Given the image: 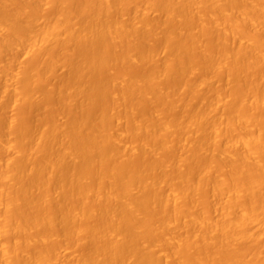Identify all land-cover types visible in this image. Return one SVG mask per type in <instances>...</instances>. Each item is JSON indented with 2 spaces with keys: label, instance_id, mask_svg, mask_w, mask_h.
Wrapping results in <instances>:
<instances>
[{
  "label": "bare ground",
  "instance_id": "bare-ground-1",
  "mask_svg": "<svg viewBox=\"0 0 264 264\" xmlns=\"http://www.w3.org/2000/svg\"><path fill=\"white\" fill-rule=\"evenodd\" d=\"M25 1L0 110L63 119L0 116V264H264V0Z\"/></svg>",
  "mask_w": 264,
  "mask_h": 264
},
{
  "label": "rangeland",
  "instance_id": "rangeland-1",
  "mask_svg": "<svg viewBox=\"0 0 264 264\" xmlns=\"http://www.w3.org/2000/svg\"><path fill=\"white\" fill-rule=\"evenodd\" d=\"M27 1L29 2V1H33V0H27ZM27 1H25L23 4L27 3ZM38 1H39V0H38ZM38 1H37V3H39V5H38V7H39V6L41 5V3L38 2ZM40 1H41V0H40ZM82 1H84V0H80V1H79L80 3H79V2L77 3V0H76V5L79 4V6H80L81 3H82ZM20 2H22V1H20ZM20 2H19V1H18V3L16 2V3H17V6L24 7V6L26 5V4H25L24 6H23V5H19ZM34 2H36V0H35ZM41 2H42V1H41ZM45 2H46V1H43V2H42L43 4H42L41 6H45ZM48 2H49V1H48ZM50 2H51V0H50ZM29 3H30V2H29ZM34 4H35V3H34ZM31 5H32V3H30L29 6L31 7ZM36 5H37V4H36ZM49 5H50V4H49ZM49 5H47L48 7H47V6L45 7L46 10H47V12H48L49 9H51V8H50L51 5H50V6H49ZM27 6H28V4H27ZM32 6H33V5H32ZM25 8H26V11H27V7H25ZM33 8H35V7L33 6ZM45 8L42 7L43 10H42L40 7L38 8V10L40 9L41 11H44V14L41 13L42 15L40 16V14H39V16H38L39 18H40V17L42 18V19L40 18V20L38 21L39 23H40V21L42 22V20H44V17L46 18L45 21H46V20H47V21L49 20V19H48L49 17L43 16V15H45V14L47 13V12H45V11H46ZM36 9H37V8H36ZM29 10H30V9H29V7H28V11H29ZM31 10H32V9H31ZM31 10H30V12H32L34 9H33L32 11H31ZM38 10H37V12H38ZM40 10H39V11H40ZM28 11H27V12H28ZM51 11H52V10H51ZM53 11H54V10H53ZM53 11H52V12H53ZM30 12H28V14H29ZM33 12H34V11H33ZM35 13H36V12H35ZM38 13H40V12H38ZM53 13H54V12H53ZM53 13H50V15H51L50 18H52ZM124 13L127 14V11H125ZM26 14H27V13H26ZM28 14L26 15V17H28ZM31 14H32V13H31ZM31 14H29V17L31 16ZM33 14H34V13H33ZM47 14H48V13H47ZM54 14H56V11H55ZM126 14H123L122 17L125 18L124 15H126ZM34 15H35V14H34ZM57 15H58V14H56L55 16H57ZM120 15H121V14H120ZM48 16H49V15H48ZM53 16H54V15H53ZM31 17H33V15H32ZM34 17H35V18H34ZM34 17H33V18L36 19V16H34ZM53 18H55V17H53ZM53 18H52V20H53ZM151 18H152V16H151ZM37 20H38V19H37ZM50 20H51V19H50ZM37 25H39V24H37ZM39 27H40V25L38 26V28H39ZM34 28H35V27H34ZM34 28H33V29H34ZM38 28H37V29H38ZM37 29H35L34 31H36ZM0 38H1V37H0ZM0 40H1V39H0ZM150 40H151V39H150ZM150 42H151V41H149L148 43L150 44ZM152 42H153V41H152ZM152 42H151V43H152ZM147 47H148V46H147ZM40 52H41V51H40ZM159 52L161 53L162 50H159ZM17 53L19 54V55L17 54L18 57H17L16 55H14V56H16V57H14V56L11 55V54L8 55V53H1V55H2L3 57L0 55V67H1V68L3 67V69H1L0 71L5 70V69H8L9 67H7V66H11V67H12V71H15L14 69L16 68V66H20V63H21V62H22V64H24V62L27 63L28 60H25V59H28V58H27L26 56H24V55H21V54H23L22 52H20V53L17 52ZM38 53H39V52H38ZM42 53H43V50H42ZM14 54H16V53H14ZM161 54H162V53H161ZM20 55H21V58H20ZM36 55H38V54H36ZM40 55H42V54H40ZM40 55H38L37 57H40ZM68 55H69V54H68ZM68 55H67V53H66V57H67V58H68ZM158 55H160V54L158 53ZM162 55H163V54H162ZM22 56H24V57H22ZM43 56H44V53H43ZM63 56H65V54H64ZM4 57H6L7 59H10V60H11V57H14V60H15V62H16V65H15V62L12 63V62L9 61V60L7 61V59L4 58ZM158 57H160V56H158ZM15 58H17L18 61H16ZM19 58H20V59H19ZM23 58H25V59H23ZM42 58H44V57H42ZM61 58H62V57H61ZM67 58H66V59H67ZM156 58H157V57H156ZM160 58H162V59L164 60V57L161 56ZM39 59H41V57H40ZM157 59H159V58H157ZM157 59H155V60H157ZM12 60H13V58H12ZM19 60H20V61H19ZM35 60H36V59H35ZM64 60H65V58H64ZM163 60H162V61H163ZM159 61L162 62L161 60H158V61H157L158 64H159ZM19 62H20V63H19ZM39 62H41V61L39 60ZM39 62H36V63H35V61H34V63H35L36 65H38ZM153 62H154V61H153ZM3 63H4V64H3ZM17 63H18L19 65H18ZM32 63H33V62H32ZM34 63H33V64H34ZM8 64H9V65H8ZM22 64H21V65H22ZM160 64H161V63H160ZM2 65H4V66H2ZM5 65H7V66H5ZM152 65H153V66H154V65H157V63H156V62H155V64L152 63ZM34 66H35V65H34ZM129 66L133 67V65H129ZM148 66H149V68H150L151 64H150V65L148 64ZM148 66L146 67V65H144V67L147 68V69H145L144 67L141 66L142 69H139V70H140V71L142 70L141 72H143L144 70H147V71H148V70H149ZM5 67H7V68H5ZM59 67H60V68H59ZM125 67H127V66H125ZM125 67H124V66H123V67H120V66H119L118 68H120L121 71H122V68H123V71H124V68H125ZM131 67H127L128 70H131V71H133L134 73H135V72H138V71H134V68H135V70H136V68H137L138 66L135 65V66L133 67V69H130ZM56 68H57V69L59 68L58 71H60V72H54V73H52V74H49V75H52V76H49V75L47 76V80L45 79V81H44V82H46V84H47V82L50 81V82L47 84V86H48L50 83H52V82H53L52 85L54 84V82L57 84V83H58V81H57L58 78L56 79V77H64V78H65V75H66V73H67V72H65V68L62 67V65H58V66H56ZM62 68H64L63 71H61ZM127 68L125 69V71H127ZM139 68H140V67H139ZM143 68H144V70H143ZM152 68H153V67H152ZM10 69H11V68H10ZM10 69H8V70H10ZM116 69H117V68H115V70H116ZM137 69H138V68H137ZM150 69H151V68H150ZM120 70H119V72H120ZM10 71H11V70H10ZM54 71H56V69H55ZM131 71H130V72H131ZM116 72H117V71H116ZM127 72H129V71H127ZM55 73H56V74H55ZM62 73H63L64 75H63ZM125 73H126V72H125ZM61 74H62V75H61ZM119 74H121V73H119ZM53 75H59V76H56V77H55V76H53ZM49 77H50V78H53V77H54L53 79H54V80L56 79V80L51 82V80H53V79L50 80ZM48 79H49V80H48ZM1 80H3L2 77H1ZM1 80H0V83L2 82ZM3 81H4V80H3ZM64 82L66 83L67 81H64ZM3 83H4V82H2V84H3ZM62 83H63V80H62ZM65 83H64V84H65ZM67 83H68V82H67ZM56 84H54V86H55ZM66 85H68V84H65V86H66ZM1 86L3 87V85H1ZM1 86H0V88L3 89ZM48 87H49V86H48ZM50 87H51V84H50ZM1 89H0V92H1ZM32 90L34 91V92L32 91L33 94H35V93L37 92V91L35 92L34 88H33ZM32 92H30V94H32ZM0 94H1V93H0ZM6 94H7V93H6ZM2 95H3V94H2ZM2 95H1V96H2ZM4 95H5V94H4ZM4 95H3V96H4ZM8 96H9V94H7L5 97H8ZM10 97H11V96H10ZM8 98H9V97H8ZM8 98H6V99H8ZM64 98L66 99V98H69V97H68V96H65ZM71 98H72V97H71ZM75 98H76V97H73L72 99H75ZM48 99H49V98H48ZM50 99H51V97H50ZM50 99H49V100H50ZM76 99H77V98H76ZM77 100H78V99H77ZM51 101L55 102V100H52V99H51ZM75 101H76V100H75ZM49 103L51 104V102H49ZM52 104H53V103H52ZM148 104H149V103H147V106H148ZM23 105H25V104H23ZM23 105H22V106L20 105L21 107H20V106L17 107L18 105L14 106L15 109L12 108V107H9L8 109H9L10 111L7 109V107H6V110H3L4 112L1 111V110H2V109H1V110H0V114L2 113V114L0 115L1 118L4 117L3 115H5V117H4L5 119H6V116H7V117H8V116L11 117V115L13 116L12 113H14V114H16V115H20V114H21L20 116H21V117L24 116V118H25V119H21L22 122H23V125H24L25 122H26L27 124H28V122H29V124L32 125L31 122H33L34 120L37 122V120H36L37 118L40 119V118H42V117L44 116V118H42V119L45 120V121H40V124H41V126H42V124H46V123H47L46 125H48L49 122H51V124H52L53 122H57V121L59 120L58 117H60V116L62 115V113H61V115H60V113H59L60 111L56 112L57 110L54 109V108L42 107V109L40 108V110H39V108H38V112H37V110H36L37 108L31 106V104H30V105L27 104L28 106L26 105V107H24V108H23ZM147 106L145 105V107H147ZM148 107L151 108V109L148 110V111H151L152 109H153V110H154V109L156 110V107H154V105L152 106V105L150 104V106H148ZM10 108H11V109H10ZM34 108H35L36 111L34 110ZM43 108H44V109H43ZM45 108H46L47 110H50V109H51V110H50L51 113L48 112ZM147 109H148V108H146V110H147ZM7 110H8V111H7ZM16 110H17V111L20 110V114H17L18 112H16ZM32 110H33V111H32ZM53 110H54V111H53ZM69 110H70V109H69ZM155 110H154V111H155ZM178 110L180 111V109H178ZM178 110H174V111H172V112H168V113H164V114L166 115L167 118H169V116L171 117V115H168V114L172 113V115H173V112H174L175 115H173V116H176V114H177V117H178V116H180V115L183 114V112H179ZM67 111H68V109H67ZM157 111H158V108H157ZM176 111H178V112H176ZM181 111H182V110H181ZM7 112H8V113H7ZM15 112H16V113H15ZM55 112H56L57 114L59 113V115H56L57 118H56L55 115L53 114V113H55ZM61 112H63V111H61ZM64 112H65V111H64ZM70 112H71V111H70ZM70 112L68 111L67 113H70ZM158 112H159V111H158ZM56 113H55V114H56ZM180 113H182V114H180ZM24 114H25L27 117H26ZM50 114H51V115H50ZM65 114H66V112L63 113V115H65ZM151 114H153V116H154L156 113L154 112V113H151ZM31 115H32V116H31ZM34 115H36V116H34ZM45 115H46V116L49 115V116L47 117V118H48L47 120L45 119V118H46ZM52 115H53L54 117H53ZM165 115H164V116H165ZM167 115H168V116H167ZM29 116H30V119H28ZM162 116H163V114H162ZM33 117L36 118V119H34ZM61 117H62V119H63V116H61ZM61 117H60V119H61ZM64 117H65V116H64ZM4 118H3V119H4ZM31 118H33L34 120L31 119ZM50 118H52V119H50ZM7 119H8V118H7ZM7 119H6V120H7ZM49 119H50V120H49ZM53 119H54V120H53ZM62 119H61V120H62ZM23 120H24V121H23ZM51 120H52V121H51ZM55 120H57V121H55ZM46 121H48V122H46ZM59 121H60V120H59ZM36 122H35V123H36ZM41 122H42V123H41ZM45 122H46V123H45ZM38 123H39V121L36 123L37 126L39 125ZM121 123H122V122H121ZM123 123H124V122H123ZM116 124H118V123H114L113 126H114V127H115V126L117 127ZM30 125H28V126H30ZM24 126H26V125H24ZM28 126H27V127H28ZM32 126L35 127V124L32 125ZM41 126L39 125L38 127H41ZM120 126H122V125H118L117 128L115 127V128H116L115 131H118V132H124V131H126V129H125V128H127L126 125H125V126H124V125L122 126V127H124V128H122V127L120 128ZM27 127H26V128H27ZM34 127H31V128H34ZM114 127H113V129H115ZM28 129H30V128H28ZM123 129H124V131H121V130H123ZM31 130H32V129H31ZM31 130H30V131H31ZM123 137H124V140H123ZM123 137H121L122 139H120V140H122L121 142H123V144H127V145H128V144H131V143L135 142V139H134V138H131V140H129L130 137H127V138H126V139H128V141H127V140L125 139V136H123ZM132 140H133V141H132ZM25 149H27V148H25ZM178 151H179V153H178ZM180 152H181V151H180L179 149H177V151H174V152L172 151V154H170L169 152H167V153H169V154L167 155V153H164V155H167L166 157H169V158H170L172 155H174V156L171 157V159H172V158H174V157L177 158V157H181V156H183L184 153L181 154ZM4 153H5V152H3V153L1 152V155H3ZM6 153H7V152H6ZM8 154H9V153H8ZM8 154H4V156H0V157H5V155H6V158L9 157V156H12V155H8ZM10 154H12V152H11ZM176 154H180V155H176ZM7 155H8V156H7ZM170 155H171V156H170ZM162 157L164 158V156H162ZM164 159H165V158H164ZM167 159H168V158H167ZM167 159H166V160H167ZM171 159H170V160H171ZM0 160H1V158H0ZM2 160H5V158H3ZM137 160H138V159H137ZM167 161H169V159H168ZM131 162H132V161H131ZM137 162H138V161H137ZM131 164H132V163H131ZM133 164H134V163H133ZM129 165H130V163H129ZM130 166H131V165H130ZM132 166H135V164L132 165ZM203 202H204V201H203ZM203 205H204V204H203ZM9 238H10V237H9ZM6 239L8 240V237H6L5 239H1V240H3V241H7ZM1 240H0V241H1ZM11 241H12V238H11ZM9 242H10V239H9ZM67 252H68V251H67ZM67 252H65V253L67 254ZM71 252H72V251H71ZM68 253H69V252H68Z\"/></svg>",
  "mask_w": 264,
  "mask_h": 264
}]
</instances>
